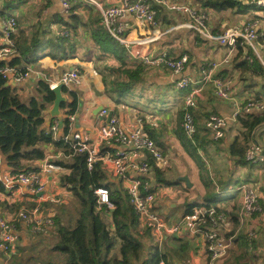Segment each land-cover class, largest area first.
Listing matches in <instances>:
<instances>
[{
    "label": "crops",
    "instance_id": "obj_1",
    "mask_svg": "<svg viewBox=\"0 0 264 264\" xmlns=\"http://www.w3.org/2000/svg\"><path fill=\"white\" fill-rule=\"evenodd\" d=\"M97 1L103 7L121 2ZM176 1L205 10L195 0ZM157 9L156 24L153 25L133 14L121 20L124 25L123 33L131 42L126 46L115 38L112 41L105 40L97 33V27L102 25L100 11L88 0H75L68 11L64 9L61 0H0V51L7 45L3 35L4 22L8 17L14 16L17 35L24 36L29 41L34 38L39 40V44L35 47L32 45L27 53L36 57L35 62L28 66V78L15 83L23 97L38 95L40 80L45 79L51 84L59 80L62 72L79 70L82 82L68 85L69 92H63L67 101H74L76 98L77 108L72 114L68 113L69 108L61 109V117H57L60 121L65 117L70 119V135L80 133L99 151L104 149L105 154L113 156L120 149L119 145L100 137V123L108 119V116L103 115V109H108L109 114L116 116L125 129L141 125L164 155L162 162L153 160L150 171L142 176L150 182L155 193L156 211H162L167 215L165 220L175 224L192 204L209 203L220 209H232L238 216V224L234 227L226 213L228 225L219 233L222 239L231 237V245L227 251L230 257L225 259H229L232 264H264V162L255 165L244 158L247 163L243 164L239 161V155L233 154L231 147L236 139L245 143L246 129L239 117L229 121L225 135L220 140H214L205 126L206 118L211 114L231 118L236 100L245 103L251 99H260L264 102V8L256 7L243 12L236 8L205 10L209 14V25L214 33H221L230 25L242 24L251 19L258 20L260 37L255 50H231L227 45L207 39L197 30L176 28V25L189 20V17L163 6H157ZM18 54L13 49L9 56L2 58L9 59ZM160 54L171 57L185 54L189 61L181 73L160 65H146L142 61L144 55ZM210 62L218 63L216 76L233 79L231 98H220L214 93L212 83L205 84L197 107L193 109L197 126L193 141L184 131L186 91L178 89L176 84L182 78H188L195 84L202 83V69ZM124 82L128 84L125 85ZM71 92L76 93V96ZM51 108L52 104L44 113L46 126L52 124V119L55 118L50 114ZM263 112L253 110L242 112L241 115ZM62 134L63 131L60 130L55 136ZM254 142L262 145L264 152V123L250 135L247 147ZM46 152L45 160L33 163L42 173L44 190L41 193L34 194L30 187L23 184H17L12 189H6L0 184L4 188L0 190V219L19 223L17 243L10 253L0 252V264H13L12 256L15 254H22L26 258L25 264L46 262L45 257H40V252L46 251L49 255L51 240L47 238L52 239L55 234V217L58 214L57 211L56 215L48 212L47 208L53 207L54 211V208H68L67 205L73 203L72 193L60 184L61 175L70 170L61 166L60 169L43 171L46 162L68 158L53 144L46 146ZM130 158L137 161L142 158L151 160L147 153L136 149H131ZM100 161L106 169V182L113 189H126L128 182L114 173L113 165L108 161ZM0 164L4 172L12 173L3 157ZM155 167L161 169L159 175ZM244 181L253 183L259 190L263 212L255 215L252 220L241 223L242 201L237 186ZM176 187L183 189L182 195ZM214 196L219 197L223 205H212ZM179 205L183 207L181 213L176 212ZM36 207L41 209V214L50 215L54 219V224L41 233L32 231L19 217L20 211L32 212ZM109 209L107 220L114 230L112 203ZM251 223L258 226L257 236L252 241L247 235ZM233 229L236 231L235 235L226 238V232ZM204 238L202 235L190 234L187 229H182L176 235H167L164 239L168 242L175 240L179 243L176 247L179 257L172 252L173 257L169 256V263L208 264L209 253ZM120 244L119 239L115 249V254L119 257ZM184 247L187 249L184 250ZM11 253L13 254L9 256Z\"/></svg>",
    "mask_w": 264,
    "mask_h": 264
},
{
    "label": "built area",
    "instance_id": "obj_2",
    "mask_svg": "<svg viewBox=\"0 0 264 264\" xmlns=\"http://www.w3.org/2000/svg\"><path fill=\"white\" fill-rule=\"evenodd\" d=\"M75 0H61L66 11L71 9ZM94 4L100 11L101 23L105 29L119 43L129 46L130 41L123 33L124 25L122 19L133 14L139 19L156 24L158 13L157 6H163L171 11L186 14L189 20L179 23L176 28L186 27L197 30L207 39L217 41L222 45H227L230 49L238 48H256V43L260 37L259 21L251 19L242 24H234L227 26L221 33H214L209 25V14L205 10H199L194 6L179 2L176 0H121L119 4L103 7L97 0H88ZM248 4L256 5L264 8V0H247ZM17 21L14 16L8 17L4 22L3 35L6 40V47L0 51V57H7L11 54L14 46L12 35L16 32ZM65 33V32H64ZM142 61L146 65H160L167 67L175 73H181L185 69L189 57L185 54L179 57H171L165 54L156 56L144 55ZM218 63L210 62L202 69V83L195 84L188 78H182L176 84L180 90H185L184 96V131L186 136L193 140L197 133L196 120L193 109L197 107L204 86L210 82L213 84L214 93L223 99H230L232 92L233 79L222 78L216 76ZM0 72L9 81L21 83L25 81L30 69L23 73L18 72L15 66L6 65L0 69ZM82 82L79 70L73 69L61 73L59 80L50 84L51 88H55L59 83L65 86L78 85ZM235 108L231 118L218 114H211L205 122L206 128L210 131L214 140H220L225 135L231 119H236L242 112H251L253 110L264 111V102L260 99H251L245 103L238 100L234 103ZM103 115L108 116V109H103ZM60 121L55 120L52 125L54 133L59 131ZM100 137L103 140H111L120 147L113 156L108 154L100 155L99 149L88 142L80 133L73 136L68 135L66 139L73 141L74 148L79 152L87 153L88 167L91 169L98 160L108 161L113 165L114 173L128 182L126 187L131 205L133 206L141 228H148L157 233L160 238L176 235L182 229L192 235H202L205 238V244L209 253L208 264H214L217 260L223 258L231 245V237L222 239L220 231L227 227L228 217L224 211L218 210L214 206L202 205L194 206L187 211L180 221L175 224L168 223L155 209V193L152 190L150 182L144 180L142 176L147 174L151 165L147 158L141 160H132L130 158L131 149L145 152L149 157L157 162L164 159L163 152L157 143L147 134L141 126H135L132 129H125L120 120L113 116L110 119L100 123ZM245 159L251 164H261L264 162L263 147L258 142L252 143L245 153ZM61 166L46 162L43 171L49 172L60 169ZM0 184L6 189H12L17 184H23L30 187L34 194L41 193L44 190V183L41 172L22 171L17 174L6 173L2 170L0 164ZM237 190L241 194L242 206L240 210L241 223L252 220L257 214L263 212L260 193L257 187L251 182H241L237 186ZM98 203L111 204L110 191L107 187H99L96 190ZM20 219L25 222L26 226L36 233H41L48 226L54 224V219L50 215L41 214V209L36 207L32 212L25 210L20 211ZM17 224L14 220L0 219V252L10 253L18 240ZM258 226L251 223L247 235L252 241L256 238ZM48 264V263H43ZM161 264H164L163 262Z\"/></svg>",
    "mask_w": 264,
    "mask_h": 264
},
{
    "label": "trees",
    "instance_id": "obj_3",
    "mask_svg": "<svg viewBox=\"0 0 264 264\" xmlns=\"http://www.w3.org/2000/svg\"><path fill=\"white\" fill-rule=\"evenodd\" d=\"M195 1L205 10L222 11L236 8L243 12L257 7L246 3V0ZM97 33L105 40H114V37L106 31L103 25L97 27ZM12 39L14 42L13 49L19 54L9 59L0 57V69L10 65L15 66L18 72L25 73L30 69L28 68L29 64L34 63L36 59V57L27 55L28 50L32 48V45L33 47L37 46L39 40L34 38L29 41L17 33L12 35ZM243 63L247 64L244 61ZM124 83L125 85L128 84ZM63 92H69L67 86H63ZM71 93L76 96V93ZM55 97L54 90L45 79L40 80L38 95L23 97L18 86L12 84L0 72V162L1 157H3L13 175L22 171L39 172V168L33 166V163L47 158L46 146L49 144L61 149L64 156L68 158L66 160H53L52 163L70 170L69 173L61 175L60 184L72 193L73 203H69L67 206L74 208V211L68 215V220H64L61 213L56 215L55 234L49 243V257H46L44 263L161 264L163 262L170 264L168 261L169 252L163 251L160 246L157 247L153 244H150L147 257H142L143 251L147 249L142 232L145 233L146 237L148 234L139 225V218L130 203L127 189H113L106 182L107 173L102 161L98 160L91 169L88 167L87 153L77 151L73 146V141L66 139V136L70 134V119L68 117L63 118V124L59 125V131L62 130L63 134L59 137H56V133L52 130L54 121L59 120L57 117L52 119V124L46 126L44 113L48 110L49 105L53 104ZM65 108H69V114L74 113L77 108L76 98L74 101L63 102L61 109ZM239 121L246 129L245 143L243 144L236 139L231 149L233 154L239 155V161L246 164L244 158L250 135L264 123V112L261 114H240ZM99 154L104 155V149L100 150ZM150 159L148 161L152 166L154 159L151 157ZM155 171L157 175L162 172L157 167H155ZM99 187H107L110 191L111 203L114 206L111 213L114 230L111 229L107 220V214L110 211L109 205L98 203L96 190ZM0 190H4V188L0 186ZM202 205L210 204H192L187 211L194 206ZM217 209L230 216L234 227L238 224V216L232 212V209ZM16 224L19 228V223L16 222ZM234 232H236L235 229L226 232V238L235 235ZM119 239L121 240L120 257L115 254ZM21 255L12 256V258L14 257L13 264H17V259H20L18 262L21 264L26 263V258ZM221 264L232 263L227 259Z\"/></svg>",
    "mask_w": 264,
    "mask_h": 264
},
{
    "label": "rangeland",
    "instance_id": "obj_4",
    "mask_svg": "<svg viewBox=\"0 0 264 264\" xmlns=\"http://www.w3.org/2000/svg\"><path fill=\"white\" fill-rule=\"evenodd\" d=\"M255 11H259V12H261V11H263V10H261V9H255ZM187 156V155H186ZM56 181V180H55ZM176 189H177V191L179 192V194L180 195H182L183 194V189L181 188V187H176ZM188 195H190V193L188 194ZM191 198V196H189V199ZM212 201H211V203H212V205H217V206H219V205H223V201H221V200H219V197H217V196H214V197H212ZM52 208L53 207H49V208H47V211L48 212H51V213H53L54 215H56L55 214V212L57 211V213H61L62 215H63V218H64V220H66V218H69V216L68 215H71L72 213H73V211H74V208H72V207H68V208H60V209H57V208H54V211L52 210ZM57 209V210H56ZM62 209H64V211H62ZM182 210H183V207H182V205L180 206H178L177 208H176V212L177 213H181L182 212ZM164 219H166L167 218V215H165V214H163V213H161L162 211H157ZM142 230H144V231H146L147 232V234H148V237H146L145 236V233L144 232H142L143 233V235H142V237H143V240L146 242V248L147 249H143L144 251H143V253H142V257H147V255H148V249H149V247H150V244H153V245H156L157 247L158 246H160V248L163 250V251H168L169 252V256L170 257H173V255H172V252L174 253V254H176L175 256L176 257H179V252H178V250L176 249V247L177 246H179V243H177L175 240H170L169 242L166 240V239H164V237H162V238H160V236L157 234V233H155V232H153V231H151V230H149L148 228H143ZM141 230V231H142ZM47 240H53V237H52V239H51V237H48L47 238ZM190 245H193V244H190ZM185 249H187V247H184V250ZM13 253H11L9 256H11ZM9 256H7L8 258H9ZM40 257H49V255L47 254V252L45 251H43V252H40ZM226 257H230V255H229V252H228V254L223 258V260H220V261H218V263L216 262V264H221V263H223L226 259ZM205 260V259H204ZM203 260V261H204ZM17 261V264H21L20 262H18V261H20V259H17L16 260ZM202 263V262H201ZM204 263V262H203ZM198 264V263H197ZM200 264V263H199ZM246 264H249V263H246Z\"/></svg>",
    "mask_w": 264,
    "mask_h": 264
},
{
    "label": "water",
    "instance_id": "obj_5",
    "mask_svg": "<svg viewBox=\"0 0 264 264\" xmlns=\"http://www.w3.org/2000/svg\"><path fill=\"white\" fill-rule=\"evenodd\" d=\"M15 85V82H12ZM63 84L59 83L55 88H53L56 97L53 101L52 108L50 110V114L52 117H61V105L63 102L67 101V98L63 95ZM112 117V113L108 115V119ZM63 124V121H60V125Z\"/></svg>",
    "mask_w": 264,
    "mask_h": 264
}]
</instances>
